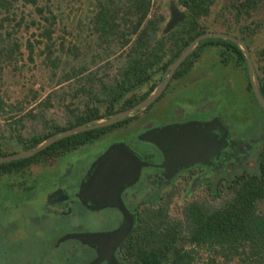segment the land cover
Returning <instances> with one entry per match:
<instances>
[{
	"label": "trees",
	"instance_id": "16d2710c",
	"mask_svg": "<svg viewBox=\"0 0 264 264\" xmlns=\"http://www.w3.org/2000/svg\"><path fill=\"white\" fill-rule=\"evenodd\" d=\"M72 1L0 0V156L12 154V144L30 149L55 133L132 108L146 97V73L167 69L210 26L240 24L264 7V0H176L187 18L165 34L167 0H85L73 19L66 13H74ZM11 80L24 85L15 98ZM112 127L0 164V176L47 164ZM183 195L173 189L145 207L122 245L126 264H194L202 247L213 250L211 264H264V154L256 171L180 203Z\"/></svg>",
	"mask_w": 264,
	"mask_h": 264
},
{
	"label": "flooded vegetation",
	"instance_id": "af4514ba",
	"mask_svg": "<svg viewBox=\"0 0 264 264\" xmlns=\"http://www.w3.org/2000/svg\"><path fill=\"white\" fill-rule=\"evenodd\" d=\"M263 10L264 7L257 9L240 24H216L207 31L228 34L246 44L260 90L264 87ZM208 40L200 43L191 54L190 65L178 72L181 65L162 94L144 111L113 125L99 137L66 149L47 164L0 176V264L97 261V248L68 236L112 232L124 222L118 207L96 205L79 197L83 184L92 175L93 164L113 145L121 146L120 152L130 151L142 162L137 179L120 194L121 202L133 216V229L145 207L158 205L173 189H181L186 200L187 195L209 192L231 177L257 170L264 154V118L241 97L234 78L246 73L248 91L256 99L247 56L233 41ZM168 67L145 74V99L166 81ZM256 102L259 104L257 99ZM189 123L201 125V140L215 145L204 162L179 168L172 174L163 167V151L142 140L141 135ZM157 138L165 145L171 141L165 134ZM9 149L14 153L21 148L12 144ZM125 241L116 248L113 264H126L121 251Z\"/></svg>",
	"mask_w": 264,
	"mask_h": 264
},
{
	"label": "water",
	"instance_id": "95a60500",
	"mask_svg": "<svg viewBox=\"0 0 264 264\" xmlns=\"http://www.w3.org/2000/svg\"><path fill=\"white\" fill-rule=\"evenodd\" d=\"M168 4L169 20L164 29L165 34L171 32L180 22L187 18L186 12L179 8L176 0H170ZM208 39L230 40L238 44L243 49L247 56L253 92L260 106L264 109V96L261 93L260 82L250 59L246 44L228 34L205 32L195 38L181 52V55L169 65V74L166 81L161 83L149 97L137 105L110 117L93 120L72 129L55 133L45 139L42 143L30 149L16 151L9 155L0 156V164L31 158L60 140L81 133L116 125L117 123L144 111L162 94L169 79L186 61V59L199 47L200 43ZM200 129L201 125L196 123H189L164 129H153L142 134L141 139L155 144L163 151L165 155L163 167H166L167 171L175 174L179 168L190 167L195 163L204 162L205 155L212 150V147L214 148L215 142L210 140H201L199 135ZM159 134H165L166 137H171V141L167 142L166 145L163 144L157 138ZM120 147L121 146L116 145L111 146L108 151L93 164L92 175L88 181L83 184L79 197L87 202L91 201L96 205H112L118 207L124 214L123 224L117 230L112 232L85 233L68 236L69 238H80L84 243H88L97 248L99 257L97 261L92 264H99L104 260L109 261V264H113L115 261L116 248L119 247L125 239H127L134 227L133 216L121 202L120 194L125 186L131 185L137 179L142 162L138 161L137 157L130 151H118ZM145 165L148 164L145 163Z\"/></svg>",
	"mask_w": 264,
	"mask_h": 264
},
{
	"label": "rangeland",
	"instance_id": "374dc122",
	"mask_svg": "<svg viewBox=\"0 0 264 264\" xmlns=\"http://www.w3.org/2000/svg\"><path fill=\"white\" fill-rule=\"evenodd\" d=\"M170 0H167V2H169ZM224 0H221V3ZM85 3V0H73L72 4L74 6V13L71 14V9L68 8L66 9V13L71 15V18H75V14L77 16V18H79L82 15V4ZM217 7L214 9V13L216 12ZM169 12V10H168ZM207 20V23L209 24H214L213 23V18H214V14ZM261 18H262V23L264 25V10L260 13ZM212 22V23H211ZM216 25V24H215ZM262 39L264 40V34L262 36ZM236 83L240 86V90H241V97L247 102L250 101L252 103V107L253 109H255L256 113L259 115V117L264 118V112L262 111V109L260 108L259 104L256 102V100L254 99L253 95L251 92L248 91V83H249V78L248 75L246 73L243 74H238L236 76H234ZM11 85H10V92L12 94V96L18 97L20 95V93L24 90V85H20V84H15L13 80H11ZM27 80L24 79V81H22L23 84H25ZM28 84V83H27ZM16 151H21V149H18ZM15 151V152H16ZM186 198H190L189 195L186 196ZM184 201V197L182 198L181 202L182 203ZM214 252L212 249L208 248V247H202L200 249H198V255L196 257V260L194 262V264H211V259L214 258ZM216 264H225L224 261L222 259H217Z\"/></svg>",
	"mask_w": 264,
	"mask_h": 264
}]
</instances>
